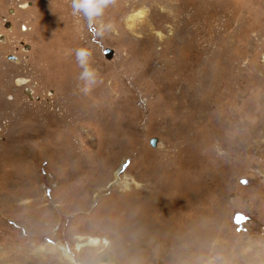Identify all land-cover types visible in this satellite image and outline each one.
<instances>
[{"label": "rangeland", "instance_id": "rangeland-1", "mask_svg": "<svg viewBox=\"0 0 264 264\" xmlns=\"http://www.w3.org/2000/svg\"><path fill=\"white\" fill-rule=\"evenodd\" d=\"M71 5L0 0V264H264V0Z\"/></svg>", "mask_w": 264, "mask_h": 264}, {"label": "clouds", "instance_id": "clouds-1", "mask_svg": "<svg viewBox=\"0 0 264 264\" xmlns=\"http://www.w3.org/2000/svg\"><path fill=\"white\" fill-rule=\"evenodd\" d=\"M110 2H112V0H72L71 6L73 9V14L83 11L84 15L88 19L90 31H93L95 33L99 32L100 34H102L105 31V28L110 30L112 28V25H101L100 29L97 30L95 27H93L94 18L100 16L103 13L105 7H107ZM143 15V12H137L134 14V17L142 18ZM130 19H132V17H130ZM89 55L90 53L87 49L76 50L77 61L83 68V71L80 74V79L85 81V86L82 89L85 94L90 92L92 86L97 82L95 70L89 68L86 63V59Z\"/></svg>", "mask_w": 264, "mask_h": 264}, {"label": "bare ground", "instance_id": "bare-ground-1", "mask_svg": "<svg viewBox=\"0 0 264 264\" xmlns=\"http://www.w3.org/2000/svg\"><path fill=\"white\" fill-rule=\"evenodd\" d=\"M30 95V94H29ZM91 245H97L99 243V239L97 238H90L89 240ZM79 247V246H78ZM61 251L63 252V255H65V257L69 258V260L73 263L76 264L74 259L71 257L70 253L66 250L65 247H60Z\"/></svg>", "mask_w": 264, "mask_h": 264}, {"label": "water", "instance_id": "water-1", "mask_svg": "<svg viewBox=\"0 0 264 264\" xmlns=\"http://www.w3.org/2000/svg\"><path fill=\"white\" fill-rule=\"evenodd\" d=\"M106 53H107V52H106ZM150 144H151L152 146H155V144H156V140H155V139H152L151 142H150Z\"/></svg>", "mask_w": 264, "mask_h": 264}, {"label": "snow or ice", "instance_id": "snow-or-ice-1", "mask_svg": "<svg viewBox=\"0 0 264 264\" xmlns=\"http://www.w3.org/2000/svg\"><path fill=\"white\" fill-rule=\"evenodd\" d=\"M243 183H247V181H243Z\"/></svg>", "mask_w": 264, "mask_h": 264}]
</instances>
